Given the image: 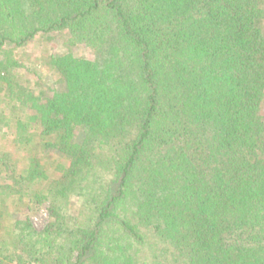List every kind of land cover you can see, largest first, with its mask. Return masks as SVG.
Here are the masks:
<instances>
[{"label": "trees", "instance_id": "1", "mask_svg": "<svg viewBox=\"0 0 264 264\" xmlns=\"http://www.w3.org/2000/svg\"><path fill=\"white\" fill-rule=\"evenodd\" d=\"M5 48L0 264H264V0H0Z\"/></svg>", "mask_w": 264, "mask_h": 264}, {"label": "rangeland", "instance_id": "2", "mask_svg": "<svg viewBox=\"0 0 264 264\" xmlns=\"http://www.w3.org/2000/svg\"><path fill=\"white\" fill-rule=\"evenodd\" d=\"M66 50L73 52L79 57H87L92 59L95 57V49L92 46L84 43H75L67 31L50 34L40 33L28 45L14 51V55L22 63L20 67L14 69V73L22 84L36 90V94L43 95L44 89L46 87H43V83L47 82V74L49 71L46 64V56L49 53L57 54ZM8 51L9 49L5 48L2 52H0V57H3ZM38 71L43 72L45 81L40 80L38 74H36ZM52 79L58 81L60 80L57 76H54ZM53 87L54 86L51 88ZM13 133V126H5L4 132L0 133V156L4 152L10 150V143ZM14 158H18V156L14 154ZM58 159L60 160V158ZM61 160L65 162L64 159ZM53 174L54 173H52V175ZM71 200L72 203H78L82 199L81 197H73ZM73 206L74 204L72 205L71 209L74 211ZM47 207L48 204L42 205L37 211L31 214V219L38 229H42L48 221Z\"/></svg>", "mask_w": 264, "mask_h": 264}]
</instances>
